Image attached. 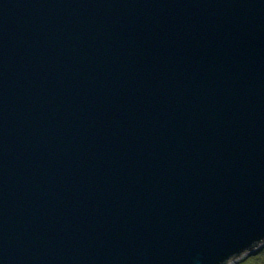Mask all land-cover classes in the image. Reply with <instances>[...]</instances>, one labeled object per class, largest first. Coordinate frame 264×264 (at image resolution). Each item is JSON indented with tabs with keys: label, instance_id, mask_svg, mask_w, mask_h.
<instances>
[{
	"label": "water",
	"instance_id": "95a60500",
	"mask_svg": "<svg viewBox=\"0 0 264 264\" xmlns=\"http://www.w3.org/2000/svg\"><path fill=\"white\" fill-rule=\"evenodd\" d=\"M263 243L264 0H0V264Z\"/></svg>",
	"mask_w": 264,
	"mask_h": 264
},
{
	"label": "rangeland",
	"instance_id": "374dc122",
	"mask_svg": "<svg viewBox=\"0 0 264 264\" xmlns=\"http://www.w3.org/2000/svg\"><path fill=\"white\" fill-rule=\"evenodd\" d=\"M255 255V256H253ZM252 256V257H250ZM257 256H259L257 258ZM250 257V258H248ZM248 258V259H246ZM246 259V260H245ZM229 264H264V243L251 252H248L240 258L231 261Z\"/></svg>",
	"mask_w": 264,
	"mask_h": 264
},
{
	"label": "trees",
	"instance_id": "16d2710c",
	"mask_svg": "<svg viewBox=\"0 0 264 264\" xmlns=\"http://www.w3.org/2000/svg\"><path fill=\"white\" fill-rule=\"evenodd\" d=\"M253 256H255V255H253ZM250 257H252V256H250ZM250 257H248V258H250ZM258 257H259V256H257V258H258ZM248 258H246V259H248ZM246 259H245V260H246Z\"/></svg>",
	"mask_w": 264,
	"mask_h": 264
}]
</instances>
